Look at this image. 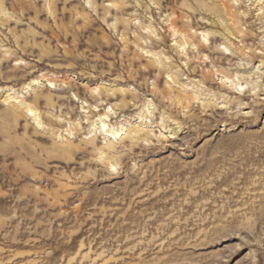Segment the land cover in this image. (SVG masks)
<instances>
[{"label": "rangeland", "instance_id": "obj_1", "mask_svg": "<svg viewBox=\"0 0 264 264\" xmlns=\"http://www.w3.org/2000/svg\"><path fill=\"white\" fill-rule=\"evenodd\" d=\"M0 264H264V0H0Z\"/></svg>", "mask_w": 264, "mask_h": 264}, {"label": "bare ground", "instance_id": "obj_2", "mask_svg": "<svg viewBox=\"0 0 264 264\" xmlns=\"http://www.w3.org/2000/svg\"><path fill=\"white\" fill-rule=\"evenodd\" d=\"M94 110V109H93ZM95 116H97V114L95 115ZM97 118V117H96Z\"/></svg>", "mask_w": 264, "mask_h": 264}]
</instances>
